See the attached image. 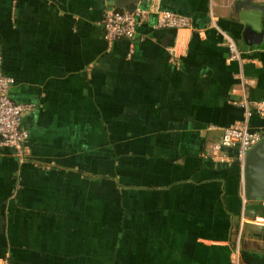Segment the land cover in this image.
<instances>
[{"label":"crops","instance_id":"crops-1","mask_svg":"<svg viewBox=\"0 0 264 264\" xmlns=\"http://www.w3.org/2000/svg\"><path fill=\"white\" fill-rule=\"evenodd\" d=\"M155 1L192 30L152 18L110 45L115 0H0L3 73L33 106L24 161L0 143V264H264V202L213 150L234 124L264 137L241 106L264 101V37L246 0H216L217 27L208 0Z\"/></svg>","mask_w":264,"mask_h":264},{"label":"built area","instance_id":"built-area-1","mask_svg":"<svg viewBox=\"0 0 264 264\" xmlns=\"http://www.w3.org/2000/svg\"><path fill=\"white\" fill-rule=\"evenodd\" d=\"M216 0H208L211 25L217 27L215 18ZM154 18L155 29H175L177 31L192 30L193 22L190 18L173 11L164 10L158 1L152 2L149 6L138 5L134 12L119 11L116 9L106 10L103 18L104 39L112 45L117 40H134L137 28ZM229 49L232 60H241V53L236 44L229 39ZM3 55L0 49V143L15 151L20 162L24 161L26 146L29 141V133L22 127L24 115L33 110L30 104H20L13 100L10 94L15 80L3 73ZM241 106L246 110V117L249 119L253 114L264 119V101H255L251 104L242 102ZM264 140L262 134L251 132L248 123L234 124L223 130L221 140L213 145V150L221 154V161L228 160L227 154L222 153L226 149L236 151L243 176V199H246L245 190V167L248 152L259 142ZM8 264L7 260L2 262Z\"/></svg>","mask_w":264,"mask_h":264},{"label":"water","instance_id":"water-1","mask_svg":"<svg viewBox=\"0 0 264 264\" xmlns=\"http://www.w3.org/2000/svg\"><path fill=\"white\" fill-rule=\"evenodd\" d=\"M110 1L113 0H108ZM141 0H115L112 6L134 12ZM244 8L248 12H241ZM236 12L239 22L245 25V36L252 33L257 38L264 37V5L252 4L251 0L238 2ZM246 199L249 202H264V140L256 144L247 154L245 167Z\"/></svg>","mask_w":264,"mask_h":264},{"label":"trees","instance_id":"trees-1","mask_svg":"<svg viewBox=\"0 0 264 264\" xmlns=\"http://www.w3.org/2000/svg\"><path fill=\"white\" fill-rule=\"evenodd\" d=\"M116 10L123 11V10H121V9H116ZM238 169H239V166H238Z\"/></svg>","mask_w":264,"mask_h":264}]
</instances>
